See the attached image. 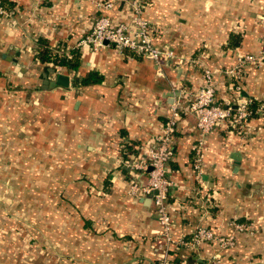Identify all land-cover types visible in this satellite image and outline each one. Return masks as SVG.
Instances as JSON below:
<instances>
[{
	"label": "crops",
	"instance_id": "1",
	"mask_svg": "<svg viewBox=\"0 0 264 264\" xmlns=\"http://www.w3.org/2000/svg\"><path fill=\"white\" fill-rule=\"evenodd\" d=\"M99 1L110 0L1 3L9 13L0 18L1 174L13 169L19 177L50 176L51 191L64 195L52 200L48 219L39 220L55 243L52 264H157L160 228L146 197L127 193L129 181L139 177L128 163L155 145L175 103L183 108L168 164L172 237L189 241L199 226L228 235L233 220L252 227L236 234V246L224 253L210 245L193 253L174 245L170 264H215L206 260L214 255L217 264H264V115L248 120L238 133L221 126L205 136L199 172L193 163L200 135L186 111L203 86L204 69L212 72L221 105L264 102V67L248 68L238 92L225 74L239 55L263 47L264 0H147L143 17L155 44L176 55L162 76L151 61L127 51L78 46L101 15ZM115 1L105 14L114 24L129 22V0ZM40 40L59 56H78L76 72L59 67L69 87L43 89L44 80L58 73H48L56 67L34 59ZM90 73L101 82L72 85ZM38 179L36 190L48 188Z\"/></svg>",
	"mask_w": 264,
	"mask_h": 264
},
{
	"label": "built area",
	"instance_id": "2",
	"mask_svg": "<svg viewBox=\"0 0 264 264\" xmlns=\"http://www.w3.org/2000/svg\"><path fill=\"white\" fill-rule=\"evenodd\" d=\"M0 0V18L7 17L9 13L2 6ZM116 1H99L96 7L101 15L95 20L90 31L78 42L80 47H89L93 52H98L105 46H113L120 53L129 52L140 58L151 61L156 67V74L162 76L165 64L176 59V55L167 45H157L152 36L149 22L144 19L143 13L148 6L147 0H129L130 20L114 24L105 13L112 10ZM259 22L264 26V14L259 17ZM264 64V44L255 53L243 54L237 57V63L226 75L238 82L243 69L247 66ZM56 73L61 69L56 67ZM203 86L195 93L186 111L195 119L196 129L200 139L195 150L193 169L200 172V152L203 138L214 129L228 126L230 131L242 130L245 123L254 116L264 115V102L254 108L252 100H243L236 107L221 105L216 97V83L209 69L202 70ZM182 106L175 103L171 106L170 115L162 134L155 140V145L150 147L146 156L128 163V167L144 177V181L137 176L128 183L127 193L134 199L151 196V204L154 215L160 228L159 240L162 244L160 258L157 264H170L169 256L174 245H183L190 252H198L202 246H215L219 253H224L236 246V234L250 232L251 225L231 221L228 226L231 233L228 235L217 234L212 228L197 227L189 241L175 240L172 237V216L169 212L168 196L172 187V181L168 178V164L173 157L172 140L175 134L176 124L180 118ZM217 256V257H215ZM219 255L208 258V262L218 263Z\"/></svg>",
	"mask_w": 264,
	"mask_h": 264
},
{
	"label": "rangeland",
	"instance_id": "3",
	"mask_svg": "<svg viewBox=\"0 0 264 264\" xmlns=\"http://www.w3.org/2000/svg\"><path fill=\"white\" fill-rule=\"evenodd\" d=\"M261 26L264 29L262 24ZM260 67H264V64L245 67L241 78L237 79L240 86L232 80L233 90L238 92L241 89L248 68ZM258 117L256 115L253 118ZM240 131L233 130L234 133ZM32 148L31 143L26 145L27 163L31 161L29 154L32 152L29 149ZM2 171L0 168V264H52L55 243L49 230H45L46 225L39 220L42 217L48 219L50 203L54 199H65L64 195L51 191L50 176L39 178L27 172L25 176L19 177L12 174L13 169L8 171V175L1 174ZM36 179H41L40 183L48 188L41 192L36 190Z\"/></svg>",
	"mask_w": 264,
	"mask_h": 264
},
{
	"label": "trees",
	"instance_id": "4",
	"mask_svg": "<svg viewBox=\"0 0 264 264\" xmlns=\"http://www.w3.org/2000/svg\"><path fill=\"white\" fill-rule=\"evenodd\" d=\"M74 54V57L59 56L55 54L47 45L45 41L40 40L38 43V49L35 51L34 59L44 65H52L54 67H61L66 69L68 73L76 72L80 66L78 56ZM101 82V77L96 73H90L87 77L79 79L74 78L73 86H88L92 84H98ZM257 104L253 103L251 106L254 108Z\"/></svg>",
	"mask_w": 264,
	"mask_h": 264
},
{
	"label": "water",
	"instance_id": "5",
	"mask_svg": "<svg viewBox=\"0 0 264 264\" xmlns=\"http://www.w3.org/2000/svg\"><path fill=\"white\" fill-rule=\"evenodd\" d=\"M47 72L50 74H55L56 71H54V69H47ZM44 76H46V75H44ZM44 84H46V85L43 86V89L54 88V87L67 88V87H69V78H68V76L63 75V74H57L56 78L54 80L45 79ZM231 159H232L235 167L237 168L240 164V154L237 152L232 153ZM145 199L149 203L151 202V196H148Z\"/></svg>",
	"mask_w": 264,
	"mask_h": 264
}]
</instances>
